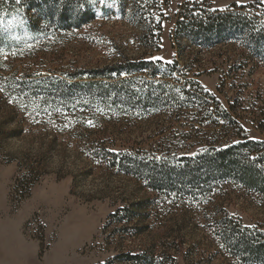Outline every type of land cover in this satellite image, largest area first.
Segmentation results:
<instances>
[{
  "label": "rangeland",
  "instance_id": "obj_1",
  "mask_svg": "<svg viewBox=\"0 0 264 264\" xmlns=\"http://www.w3.org/2000/svg\"><path fill=\"white\" fill-rule=\"evenodd\" d=\"M10 1L0 0V264H105L129 252L148 253L152 264L235 263L218 255L213 216L225 210L264 230V197L232 183H214L209 193L187 181L179 190L172 182L153 190L146 177L124 175L91 151L104 142L114 152L168 149L190 157L210 138L264 142V62L239 36L210 49L174 38L186 2L207 1L201 10L219 12L259 3L236 12L264 21V0H91V18L80 27L48 25L25 8L7 15ZM139 60L177 63L171 77L136 75L167 77L173 101L150 110L138 98L116 107L89 92H53L55 84L78 83L70 77L79 71ZM189 80L233 122L216 116L215 103L186 94L195 90ZM19 163L34 164L41 176L20 203L12 200ZM120 208L130 210L132 223L109 219Z\"/></svg>",
  "mask_w": 264,
  "mask_h": 264
},
{
  "label": "trees",
  "instance_id": "obj_2",
  "mask_svg": "<svg viewBox=\"0 0 264 264\" xmlns=\"http://www.w3.org/2000/svg\"><path fill=\"white\" fill-rule=\"evenodd\" d=\"M168 1L165 0V2ZM10 3L14 8L7 10V15L25 8L27 11H33L48 25L65 26L66 23L71 22L80 27L91 18V0H11ZM205 4L209 3L207 1L191 4L186 2L180 7L174 32L175 41L179 46L181 40H188L195 46L210 49L223 43L227 37L239 36L241 41L247 44L246 50L264 62V21L260 19L255 21L236 12V10L256 9L257 6H261L259 3L233 6L235 11L226 12L211 11L209 7L208 10H201ZM4 10L0 14L5 13ZM159 17L161 20L157 22L156 27L158 32H161L163 14L160 13ZM177 68V63L171 65L160 61L156 63L145 60L125 61L98 70L79 71L78 74L70 77L72 82L78 81V83L55 84L53 92L66 91V88L79 94L89 92L91 96L102 98L108 105L116 107L131 104L138 98L143 109L154 110L173 101V92L167 87L170 82H167V77H161L160 81H153L157 78V74L151 75L148 80L136 75L153 70L155 73L169 72L172 74L171 77L173 70ZM86 72L89 74L88 78L83 76H86ZM188 82L195 90L192 93L188 91L186 94L192 96L195 102L215 103L216 116L227 122H233L231 115L221 107L213 95L205 91L198 81L189 80ZM19 134V132L12 133L10 137ZM235 137L238 138V143L229 142L230 137L225 142L224 139L219 141L217 138H210L209 143L202 150L190 157L180 156L175 150L170 152L168 149L147 153L140 150L114 152L109 151L107 146L109 143L104 142L102 148L96 149V147L90 151L93 155L103 154L111 158L115 163L114 166L124 175H133L138 180L146 177L153 190H159L161 186L171 182L175 190L182 188L176 186L187 185L185 184L187 181L189 185L204 184L209 193L214 183H232L264 197V142L249 140L239 134L231 138ZM18 166L12 200L15 199L20 203L30 196L32 188L40 181L41 176L38 168L32 163L26 167L19 163ZM217 216H213L212 222L217 225L214 233L219 250L218 255L235 262L230 264H264L262 227L245 226L241 220L229 215L225 210L222 211V215ZM109 219L116 223L126 221L129 224L133 221L130 210L127 208L118 209L109 216ZM152 262V256L146 252H129L117 255L105 264H152ZM173 263L178 264L175 259Z\"/></svg>",
  "mask_w": 264,
  "mask_h": 264
}]
</instances>
